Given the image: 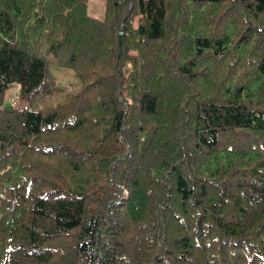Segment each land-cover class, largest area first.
I'll return each instance as SVG.
<instances>
[{
    "label": "trees",
    "instance_id": "16d2710c",
    "mask_svg": "<svg viewBox=\"0 0 264 264\" xmlns=\"http://www.w3.org/2000/svg\"><path fill=\"white\" fill-rule=\"evenodd\" d=\"M90 1L0 0V264H264V0Z\"/></svg>",
    "mask_w": 264,
    "mask_h": 264
},
{
    "label": "rangeland",
    "instance_id": "374dc122",
    "mask_svg": "<svg viewBox=\"0 0 264 264\" xmlns=\"http://www.w3.org/2000/svg\"><path fill=\"white\" fill-rule=\"evenodd\" d=\"M89 14L97 19L102 20L105 17L106 2L104 0H91L89 2ZM137 26V22H135ZM58 79V86L63 88L65 92H71L79 87L78 81L74 78L73 73L69 70H60L56 74ZM19 101V87H13L7 95L6 104L18 107Z\"/></svg>",
    "mask_w": 264,
    "mask_h": 264
},
{
    "label": "water",
    "instance_id": "95a60500",
    "mask_svg": "<svg viewBox=\"0 0 264 264\" xmlns=\"http://www.w3.org/2000/svg\"><path fill=\"white\" fill-rule=\"evenodd\" d=\"M120 37H122V33L120 34ZM120 44H122V41H120Z\"/></svg>",
    "mask_w": 264,
    "mask_h": 264
}]
</instances>
